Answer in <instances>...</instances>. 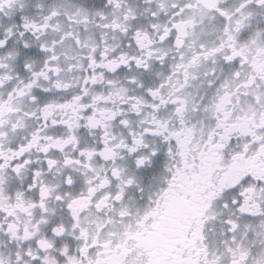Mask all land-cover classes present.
<instances>
[{"label": "snow or ice", "instance_id": "snow-or-ice-1", "mask_svg": "<svg viewBox=\"0 0 264 264\" xmlns=\"http://www.w3.org/2000/svg\"><path fill=\"white\" fill-rule=\"evenodd\" d=\"M0 264H264V0H0Z\"/></svg>", "mask_w": 264, "mask_h": 264}]
</instances>
